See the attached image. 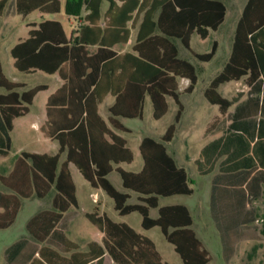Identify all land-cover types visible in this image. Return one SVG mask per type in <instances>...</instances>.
Listing matches in <instances>:
<instances>
[{
	"label": "trees",
	"instance_id": "1",
	"mask_svg": "<svg viewBox=\"0 0 264 264\" xmlns=\"http://www.w3.org/2000/svg\"><path fill=\"white\" fill-rule=\"evenodd\" d=\"M21 1L28 10L56 11L59 8V0H18L20 9ZM101 1L82 0L90 13L85 16L74 42L65 37L58 21L46 20L11 49L18 70L57 72L63 79L62 85L48 97V119L42 126L47 136L59 141V152L53 155L21 153L22 158L30 161L36 194L42 196L53 187L57 214L69 206H76L75 186L68 169V163L72 162L93 187L102 188L113 199L114 209L119 214L137 211L144 229L158 226L183 264H208L211 256L191 227L188 207L181 203L159 205V196L192 193L186 170L176 164L163 142L172 139L183 110L177 92V77L189 79L186 92L193 90L197 77L193 65L177 57L176 47L168 37H179L186 47H189L194 30L202 38L206 37L207 27L215 29L223 19V1L121 0L118 5L115 0H108L110 5L103 25L99 15ZM5 3L6 0H0V10ZM136 9L137 12L144 11L133 46L137 54H117L110 47L127 41L126 22ZM157 10L159 13L154 20ZM156 27L163 35L153 34ZM89 44L97 45L92 53L87 49ZM215 50L216 42H213L210 51L195 55L200 60H209ZM243 76L247 83L264 77V0H247L236 26L230 58L205 89L206 98L225 112L230 102L217 92V87L222 82ZM0 86L8 90L6 94H0V115L6 131L12 128L13 118L28 111L32 97L46 87L38 84L20 94L15 89L21 84L7 79L1 66ZM108 93L115 96L110 107L112 115L141 116L145 94L150 96L155 119L167 110L166 95L178 105L174 121L166 128L162 141L150 137L142 139V168L137 172L117 168L124 187L139 193L140 202L127 203L130 194L117 190L106 177L113 169V163L133 159L126 140L108 128L97 112V103ZM110 121L118 129L126 130L113 116ZM2 140L0 132V142ZM65 149L66 158L59 165L60 153ZM5 152L0 148V154ZM18 206L17 200L10 212L0 214V220L4 219L0 221V227L13 221ZM150 207H158L156 217L149 215ZM86 217L103 234V246L98 255L106 250L117 264H170L162 259L148 236L127 223L115 222L97 211L86 213ZM260 217V232L264 235V206Z\"/></svg>",
	"mask_w": 264,
	"mask_h": 264
},
{
	"label": "crops",
	"instance_id": "2",
	"mask_svg": "<svg viewBox=\"0 0 264 264\" xmlns=\"http://www.w3.org/2000/svg\"><path fill=\"white\" fill-rule=\"evenodd\" d=\"M104 1L107 2V6L105 9L102 8V4ZM222 1L225 7L223 19L215 29L211 27H207L208 34L206 37L202 38L199 35V33L194 30L190 35L189 47H186L182 43L179 37H175V36L168 37L170 41L175 45L177 50V57L180 59H184V58L179 56V50L175 43L176 39L179 40L180 43L187 50H189L190 53L195 58H197L195 55L196 53H205L210 51L212 47V43L216 42V50L213 56L209 60H200L199 58H197L200 61L210 62L217 55L220 47V43L218 39L215 38L212 40L211 47L208 51L197 52L191 48V38L193 34H197L200 39H207L211 37L213 33H220L222 39L226 40V48L224 50V57L221 66L219 67L215 75H212L208 79L206 85L202 88V94L204 98L201 97V100L196 103L192 101V104L189 109L186 107V105L183 103L180 97L181 90H180L179 81L180 79L187 80L188 82L184 86L182 91L193 95L197 86L198 76L195 66L187 59H184L189 63H191L195 68L197 80L193 90L191 92H186L185 88L189 84V79L187 77H177V82H178L177 92H178L179 100L183 105V110L179 121L176 122V128L172 139L170 141L163 142V144L165 145L167 152L175 160L176 164L178 166L183 167L186 170L189 178V186L192 188L191 194H193L196 190L197 192L204 191L203 194L205 200H207L208 198L210 205L208 206V209H206L207 211L206 218L207 221H209V223L212 222L216 226V229H218L219 231L218 233L223 241L224 256L227 259L230 258L229 254L232 250V247L235 245V242L237 240H241V238L244 237V235L241 234L242 232L240 229L242 228L243 225H246L247 228V226L251 222L254 202H256L259 198L264 196V77H260L251 83L246 82V76H243L239 79H232L220 83L217 87V92L230 102V105L225 112H221L218 104L211 103L206 98L204 93L205 89L209 86L213 78L222 71L225 64L228 62L230 58L234 35L236 32V26L241 17L243 8L247 2V0H245V2L243 3L240 13H236L232 15L233 16L232 24L230 23L226 29L222 30L223 27L225 26L226 15H227V9L225 5L226 0H222ZM115 2L118 5L122 3L121 0H115ZM9 3L12 5L13 11L21 15L23 18H25L30 13L35 11L41 14L40 16L42 17L40 21L26 22L24 24L25 28L23 29V32L26 33V36L18 37L17 41H15L9 47V54L12 58V65L15 69L17 68L14 66V58L11 54V49L15 44L26 39L30 34V30L38 29L40 27V23L46 20H56L61 24L65 37L69 41L74 42L76 40L80 26L84 22L85 16L88 13H90L89 7H87L86 4L82 2V0H66V12L70 16L71 14L75 15L77 17V22H78L77 28L73 32V36L68 37L61 21L54 17H49L50 15H54L61 11L62 0H59V8L56 11L42 10L40 8H34L30 10L24 9L26 8V5L22 1H21V9H20L18 8V0H6L4 7L0 10V17L4 15L6 7ZM109 5L110 2L108 0H102L100 2L99 15H100V24L102 25H103V20L105 19V12L107 11ZM158 13H159L158 10L154 13L153 15L154 20H156ZM46 15L49 16L46 17ZM143 16H144V11L137 12V9L133 11L131 18L126 22V27L129 29L128 39L126 42H117L114 45H112L110 48L113 51H115L117 54H123L126 52L137 54V52L133 49V46L137 41V34L139 31L140 23L143 20ZM16 28L17 27L14 24H10L6 20L0 21V32L3 31L6 34L8 31L14 30ZM153 34L163 35V33L158 27L155 28ZM4 37L5 35H2L0 33V40H2ZM127 45L128 47H126ZM96 47H97L96 44L87 45V49L90 53L94 52ZM0 66L3 73L1 61H0ZM36 71H42V70L32 69L30 71H20V72L33 73ZM42 72L49 75L56 74L59 78V79L55 78L58 82V85L52 91L48 92L46 96L45 105H44L45 117L42 118L40 121H34L33 124L34 126L38 127L35 129H38L45 137L51 139L52 141H55L57 144L56 146H53V148L55 149L50 153H48L47 151L25 150L21 146L19 147L18 149L19 152L13 161L10 162L5 159L0 160V214L11 210L15 201L18 200L19 202V206L13 221L5 227H0V230L10 229L15 225L23 209V205L26 201H28L29 205L31 206V205H37L38 203L46 199V197H49V199L42 205H39L40 207H37L36 209H32V210L30 209V212L26 214L22 220V226L20 227L22 230H20L16 235L11 236L10 239L5 238L2 240L1 244L4 247H2L0 250L3 252V258L6 264H117L113 261L111 255L106 250H103V252L100 255H98L100 246L101 247L103 246V234L86 217V213H91L94 211H97L99 214L107 215L104 211L100 210L99 208L100 202L99 200H97V195H98L97 189H102V188L93 187L83 177V175L76 167V165L72 162H69L68 169L70 171L72 180L74 182L77 205L69 206L65 211H62L59 214H57L58 209L53 205V198L56 194L55 189L53 187H50L44 195L42 196L37 195L33 183V174L30 167V161L28 159L22 158L21 156L22 152L40 153V154L46 153L53 155L58 153L60 150L59 141L53 137L47 136L42 131V126L45 125L48 119L47 109H46V103L48 97L62 85L63 79L60 77V75L57 72L54 73H47L45 71ZM4 76L7 79H9L5 74ZM13 82H17L21 84L20 87L15 89L20 94L23 91H26L31 87L38 85L35 84L31 87L25 88L26 86L25 83L19 81H13ZM39 84H44L46 87L44 89L39 90L32 97L31 103L27 105L28 111L26 113L13 118L11 129L7 131L5 130V125L0 115V132L2 133V137H3L2 142H0V148L6 150L5 153L0 154V157L1 156L5 157L9 154V150L15 142V138L17 140L18 138L21 139L27 137V129H31V128H15V122L17 119L21 118L22 116H26L30 112V106H32L35 97L40 91L48 90L47 84L45 83H39ZM222 88H225V91H222ZM4 90L5 92H2L0 94H6L8 92L6 88H4ZM109 96H111L113 99L109 103L105 104V110L107 112L105 115H103L101 113V105L105 102V100ZM146 97H148L150 100L152 107L151 115L153 117V105L150 96L148 94H145L144 96L142 115H143V109H144V103ZM169 98L173 99L171 96L166 95L167 110L160 118H162L170 108ZM173 101L175 102L174 99ZM114 102H115V96L111 93H108L100 102L97 103V112L99 116L102 118V120H104L107 127L110 128L116 134L123 137L126 140V146L129 147L126 137L119 133V132H125V133L131 132V129L123 123L122 118H142V115L139 117H125L122 115H112L110 111V107L114 104ZM187 111H189L190 114H189V118L186 119V123L184 125L183 121L184 118L187 116ZM112 116L118 122H120L126 128V130L118 129L117 127H115L110 121V117ZM174 117H173V121H174ZM153 119L155 118L153 117ZM14 133L16 135L15 138H14ZM163 134L159 135L156 139L151 136H143L138 144L139 152H140V143L144 137H150L156 141H162ZM6 139L8 140V144H6ZM175 140L181 143L183 149L186 150L184 157L179 159L180 161H177L176 159V151H175L176 148L173 147L172 151H169L167 148V144H171ZM130 150L132 151L131 148ZM65 158H66V149L60 153L59 165L65 160ZM133 160H134V153H133L132 161ZM132 161L130 162L122 161L119 163H113V169L106 175L107 179L109 180V175L112 171H116L120 176V173L118 172L117 168H121L125 171H132V172H137L142 168L143 158L140 167L136 170H126L123 167L122 164L124 163L129 164ZM71 165H73L77 169V171L81 174V176L88 182L90 187L94 189L92 192L89 193V197L90 196L92 197L91 200L92 205H90V208H92V210L84 209L82 212L78 213L81 204L78 197L77 186L75 183V177L73 175ZM76 177H78L77 174ZM120 181L124 191L117 189L112 183L111 184L117 190L121 192H127L130 194V197L127 199V203L140 202V200L138 199L139 193L124 187L121 176H120ZM132 194H135L137 201L134 202L129 201ZM175 195H184V194H175ZM175 195H170L166 197H171ZM160 197L163 196H159V205H163L160 204ZM174 203L177 202H170L164 204H174ZM113 208H114V201H113ZM152 209H157V215H158V207H150L149 215ZM188 209L192 216L191 227L193 229L194 218L191 209L189 207ZM79 214H81L89 223H91L98 230L99 232L98 239H94L86 236L85 232L88 226L87 224L78 220ZM156 216H151V217H156ZM2 220L4 219H1L0 221ZM140 225H141V221H140ZM152 228L153 227L145 230H150ZM67 233H71L73 236H76L75 239L70 238L67 235ZM78 253H82V254L79 255Z\"/></svg>",
	"mask_w": 264,
	"mask_h": 264
},
{
	"label": "rangeland",
	"instance_id": "3",
	"mask_svg": "<svg viewBox=\"0 0 264 264\" xmlns=\"http://www.w3.org/2000/svg\"><path fill=\"white\" fill-rule=\"evenodd\" d=\"M239 1V2H238ZM245 0H226L225 5L227 9L226 22L225 26L222 30L226 29L227 26L233 22V14L240 13L241 8ZM107 6V2L104 1L102 4V8L105 9ZM38 12H32L25 18L21 15L17 14L13 11L12 5L9 3L6 7L5 13L2 17H0V21L6 20L10 24H14L17 28L11 31H8L6 34L1 31L2 35L5 37L0 40V61L3 69V73L13 81H19L25 83V88L31 87L35 84L45 83L48 85V90L40 91L34 99L32 106H30V112L26 116H22L17 119L15 122V128H31L27 129V137L17 139L14 138L15 142L11 146L9 150V154L7 156H1L0 160L5 159L8 161H13L16 155L19 152V147H23L25 150L30 151H47L48 153L54 151L56 146V142L51 139L45 137L38 129L37 126H34V121H40L45 117V99L48 92L52 91L57 85L58 82L56 79H59L56 74L49 75L42 71H36L33 73H24L15 69L12 65V58L9 54V47L17 41L18 37L26 36V33L23 32L25 28L24 24L28 21H40L42 17ZM49 15H46V17ZM49 17H54L61 21L63 24L64 30L68 37L73 36V32L77 28V17L73 14L71 16L66 12V0H62V9L59 13L54 15H50ZM71 17V19H70ZM218 39L220 43L219 51L217 55L210 61L204 62L195 58L189 50H187L179 40H175V43L179 50V56L190 61L196 68L198 82L196 89L193 95L183 92L184 86L187 84V80L180 79V90H181V99L186 107L189 109L192 101L199 102L202 94V88L206 85L208 79L215 75L218 71L219 67L222 64L224 57V50L226 48V40L222 39L220 33H213L211 37L207 39H200L197 34H193L191 38V48L197 52H205L208 51L211 47V42L213 39ZM74 39V37H73ZM128 47V45L126 46ZM130 49V48H128ZM56 78V79H55ZM222 91H225V88H222ZM5 92L4 88L0 87V93ZM112 97L109 96L105 102L101 105V113L103 115L106 114L105 104L112 101ZM205 100V99H204ZM170 108L168 112L160 119H153L151 112L152 107L148 97L145 99L144 109L142 118H122L123 123L131 129V132H119L123 136L126 137L128 146L132 149L134 153V160L127 164H122L126 170H136L140 167L142 163V158L138 149V144L140 139L143 136H151L153 138H157L159 135L163 134L167 125L173 121V117L177 108L176 103L173 99L169 98ZM206 102V101H205ZM210 106V105H209ZM189 111H187V116L184 118V125L186 123V119L189 118ZM175 147L176 151V159L184 157L186 152L183 149L181 143L175 140L171 144H167V148L169 151H172V148ZM73 175L75 177V183L77 186L78 197L80 200V210L82 212L84 209H89L90 205H92L91 200L92 197H89V193L94 189L90 187L88 182L81 176V174L77 171V169L71 165ZM76 174L78 177H76ZM109 180L111 183L119 190L124 191L120 176L116 171H112L109 175ZM97 200H99V208L101 211H104L111 219L117 222H126L137 231L149 236L156 244L157 249L160 251L162 259L164 261L169 262L170 264H183L179 254L174 250L173 245L168 242L161 230L158 226L153 227L150 230H145L141 227V215L140 213L134 211L127 215H119L116 210L113 208V200L103 191L102 189H97ZM204 191L197 190L191 195H175L171 197H160V204L177 202L187 205L191 211L194 218L193 229L196 231L199 239L201 240L203 246L208 250L211 259L208 264H264V235L260 232L261 228V217L263 206H264V196L259 198L256 202H254V207L252 211V219L249 225L246 228V225H243L241 230V234L244 237L241 240H237L235 245L232 247L230 252V258H225L224 249H223V241L221 236L219 235L218 229L216 226L209 221H207L206 209L210 205L208 198L205 200ZM49 197H46L43 201L38 203L37 205H29L28 201H26L23 205V209L19 215V218L15 225L10 229L0 230V249L2 246V240L7 239L13 235H16L22 226V220L26 214L30 212V209H36L40 207L46 201H48ZM129 201L134 202L137 201L135 194H132ZM31 207V208H30ZM151 216L157 215V209H152ZM78 220L87 224L86 228V236L94 239H98L99 232L98 230L89 223L81 214L78 216ZM67 235L75 239L76 236H73L71 233H67ZM0 264H6L3 258V252L0 250Z\"/></svg>",
	"mask_w": 264,
	"mask_h": 264
}]
</instances>
